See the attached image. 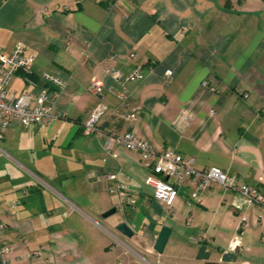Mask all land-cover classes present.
<instances>
[{"label":"crops","instance_id":"1","mask_svg":"<svg viewBox=\"0 0 264 264\" xmlns=\"http://www.w3.org/2000/svg\"><path fill=\"white\" fill-rule=\"evenodd\" d=\"M232 2L227 11L224 0H0V52L21 43L34 56L29 73L39 85L44 72L64 83L55 101L60 118L14 126L0 140L3 244L17 247L11 264H204L196 258L201 245L207 261L221 262L238 232L234 264H264L263 207L237 208L238 194L219 185L191 202L188 180L166 215L138 152L115 145L117 157L106 158L103 136L82 133L103 103V132L133 130L158 149L193 157L198 169H221L264 194V1ZM135 64L144 78L124 88L104 71ZM94 79L103 84L100 94L89 90ZM109 88L122 90L125 102ZM10 89L33 90L22 72ZM122 111L136 120L121 119ZM92 170L127 176L134 202L103 217L119 198L90 181ZM124 221L132 237L115 229ZM163 226L171 232L157 253ZM36 250L33 259L26 253Z\"/></svg>","mask_w":264,"mask_h":264},{"label":"built area","instance_id":"2","mask_svg":"<svg viewBox=\"0 0 264 264\" xmlns=\"http://www.w3.org/2000/svg\"><path fill=\"white\" fill-rule=\"evenodd\" d=\"M117 59L116 56H111L108 60L116 61ZM128 59L135 60L136 55L130 53ZM33 62L34 56L25 54L24 46L21 43H17L9 52H0V140L3 139L6 130L14 126L29 129L35 126L49 125L62 116L55 106V101L64 87V83L58 77L44 72L40 75L44 85H39L35 80L26 76L25 82L33 90L16 93L10 89L13 77L20 71L29 72ZM104 71L120 88H124L127 82L140 81L144 78L143 65L141 64H135L127 71H122L116 66L106 65ZM171 73V70L166 71L168 75ZM202 86L207 87V82H202ZM103 89V84L95 79L89 85V90L95 94H100ZM109 91L116 94L122 102H125L126 95L122 90L117 92L114 88H109ZM244 97H248V95L245 94ZM106 108L105 104L98 103L90 111L83 124L82 133L86 136H103L102 148L106 158L114 159L117 157L114 150L115 145L138 152L141 162L149 169L145 183L152 189L154 200L163 205L166 215L172 211L174 201L178 196V187L188 180L191 184L189 194L191 202L201 203L202 193L215 185H219L238 194L240 200L235 204L237 208L250 206L264 208V194L260 188L241 182L234 174L213 167L198 169L195 167L193 157H185L171 147L158 149L138 136L133 130L103 132L98 121L106 112ZM119 117L123 120L134 121L137 115L134 112L122 111L119 113ZM89 178L92 183L103 184L110 194L118 196L117 209L121 210L126 202H134L129 194L127 176H120L115 171L92 170ZM27 194L28 192L24 191V195ZM15 206V203L10 205V207ZM5 230L6 224L0 220V264H11L10 261L17 256V247L15 244H3ZM240 234L241 232H238L234 235L228 251H232L236 246L241 247ZM18 241L22 246L28 243L26 237H20ZM201 241L198 240V243ZM26 253L33 259L39 256L41 251H27Z\"/></svg>","mask_w":264,"mask_h":264},{"label":"water","instance_id":"3","mask_svg":"<svg viewBox=\"0 0 264 264\" xmlns=\"http://www.w3.org/2000/svg\"><path fill=\"white\" fill-rule=\"evenodd\" d=\"M116 212H117V208L112 207L111 209L104 212L102 214V216L108 217V216L115 214ZM115 229L127 237H132L134 235V231L125 221L117 224L115 226ZM170 232H171V229L167 226H163L160 229L159 234H158V236L155 240V243H154V250L157 253L163 252L164 247L168 241ZM238 250H239V247L236 246L232 251H225L221 256V262H223V263H234L236 260ZM209 256H210V253L208 251H206L205 245H201L198 248L196 258L207 261L209 259Z\"/></svg>","mask_w":264,"mask_h":264},{"label":"trees","instance_id":"4","mask_svg":"<svg viewBox=\"0 0 264 264\" xmlns=\"http://www.w3.org/2000/svg\"><path fill=\"white\" fill-rule=\"evenodd\" d=\"M264 1V0H263ZM224 9L227 11H231L233 9V2L232 0H224ZM21 72V71H20ZM23 75L26 77H32L34 78L33 80H35V77L29 73V72H22ZM204 264H234V263H223V262H215V261H206Z\"/></svg>","mask_w":264,"mask_h":264}]
</instances>
